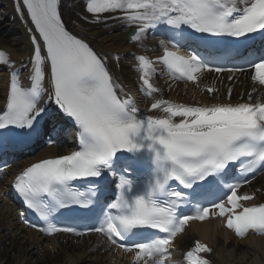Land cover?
<instances>
[{
    "label": "snow or ice",
    "instance_id": "obj_1",
    "mask_svg": "<svg viewBox=\"0 0 264 264\" xmlns=\"http://www.w3.org/2000/svg\"><path fill=\"white\" fill-rule=\"evenodd\" d=\"M14 7L32 25L31 51L17 67L0 50L9 78L0 106V148L27 147L46 136L56 143L52 133L61 121L71 124L77 140L70 153L42 158L15 176L13 190L43 222L21 214L27 227L46 236L99 234L111 251L131 254L133 264H172L175 241L190 221L220 217L240 238L250 231L264 235V203L245 206L256 194L240 191L264 173V102L252 95L264 90V55L221 67L196 46L179 54L188 38L219 44L264 37V0H85L79 19L119 22L138 46L157 30L172 34L159 41L154 57L133 54L137 88L152 98L148 112L155 115L140 111L109 55L66 26L61 0H14ZM206 71H250L252 93L245 102L183 104L164 99L155 82L167 76L199 88ZM78 181L87 190L76 187ZM73 206L101 209L96 224L80 230L57 223L61 210ZM211 252L195 240L184 258L211 264L205 255Z\"/></svg>",
    "mask_w": 264,
    "mask_h": 264
},
{
    "label": "bare ground",
    "instance_id": "obj_2",
    "mask_svg": "<svg viewBox=\"0 0 264 264\" xmlns=\"http://www.w3.org/2000/svg\"><path fill=\"white\" fill-rule=\"evenodd\" d=\"M66 9H81L82 0H66ZM5 13L13 14L10 0L1 3ZM71 18L82 22L75 13L69 12ZM12 18V17H11ZM95 25L88 24L90 28L84 32L91 38L101 51L106 54L120 55L122 62L120 68L114 60L111 65L116 76L127 82H134L133 69L128 64L131 44L126 39V31L122 32V24ZM122 25V26H120ZM158 35L148 34L144 40L147 47L159 48L160 38ZM27 35L20 30L16 19L8 21L0 19V46L9 48L15 55L28 51ZM231 75V73H209L201 76V81L209 80L214 84L217 91L211 95L202 87L196 88L191 82L167 79L165 76L156 78V83L163 90V96L179 97L198 103L210 101H227L228 91L231 89L229 102L246 101L249 93H252L253 83L250 73ZM136 79V78H135ZM0 96L3 90L1 89ZM260 89L252 93L253 100L259 99ZM220 97V98H219ZM53 147L47 148L54 153ZM46 153V151H45ZM34 156L23 161L21 166L27 164ZM258 184L264 185V179ZM257 184V185H258ZM256 185V186H257ZM254 188V186H253ZM264 191V187L258 191V196ZM194 238L207 241L212 246L210 254L212 264H264V236L248 235L245 238H237L231 231L221 226L218 220L210 219L202 222H194L186 232L180 235L176 241L180 248H185ZM181 250L176 251L180 255ZM131 254L120 251L113 252L107 248L104 238L98 234L84 237H71L65 234L43 237L37 231L26 227L18 218L15 204L6 193V188L0 180V264H133Z\"/></svg>",
    "mask_w": 264,
    "mask_h": 264
}]
</instances>
